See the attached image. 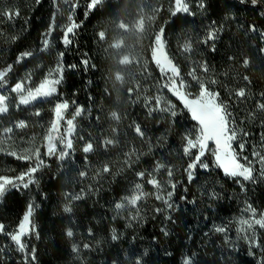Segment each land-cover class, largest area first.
Here are the masks:
<instances>
[{"label": "trees", "instance_id": "16d2710c", "mask_svg": "<svg viewBox=\"0 0 264 264\" xmlns=\"http://www.w3.org/2000/svg\"><path fill=\"white\" fill-rule=\"evenodd\" d=\"M88 2L77 0L79 7L73 12L63 0H56V5L53 0H0V13L19 12L11 21L0 14V69L13 65L8 87L29 77V86L35 87L55 73L58 64L63 66L56 95L31 106L13 104L0 115V139L8 127L17 132V141L44 138L55 103L66 100L69 108L61 123L63 134L66 120L77 107L83 109L74 120V147L67 150L68 157L61 161L56 155H45L46 149L41 148L45 166L34 174L37 183L27 189L12 188L3 196L0 264H25V253L16 249L6 233L17 229L29 203L34 207V229L24 243L28 251L35 249L36 260L28 264H135L138 259L142 264H185L186 259L191 264H260L264 229H254L259 247H250L238 229L239 221L247 219L248 205L260 214L264 211V177L254 170V182L238 183L210 161L208 169L197 166L189 181L186 169L195 152L183 153L184 136L195 134L196 122L163 87L166 78L152 60L151 50L155 33L163 27L165 51L192 92L199 90L188 75L195 68L210 90L219 93L249 149L264 153V110L258 107L264 104V0L255 6L250 0H203V8L200 0H186L191 14L176 16L170 12L174 0H103L86 15ZM156 8L158 13L153 12ZM69 15L79 27L70 34L72 43L65 46L63 31L70 23ZM140 20L143 33L137 30ZM50 24L54 30L48 37L49 48L40 51ZM212 29L214 40L207 39ZM100 31L105 32V40L99 39ZM14 36L18 37L15 41ZM188 42L191 52L182 51ZM25 51L33 56L17 64ZM124 57L130 62L121 63ZM85 59L87 67L82 64ZM204 64L207 73L201 71ZM240 89L244 97L235 95ZM156 96L175 105L179 114L174 122L166 112L149 113ZM112 112L119 115V121L112 118ZM21 121L27 127H15ZM137 125L143 137L135 132ZM108 140L113 143L105 146ZM89 143L93 148L85 153ZM157 162L166 168L157 170ZM33 165V161L0 153V175L15 177ZM105 165L110 169L107 173L102 171ZM166 169H171V177ZM140 172L143 178L137 175ZM151 178L160 182L162 190L147 182ZM136 184L147 195L138 202L139 216L132 220L135 213L130 208L118 212L115 204L130 197ZM171 184H175L174 191ZM164 187L173 191L171 209L155 198L162 196ZM78 195L81 199H73ZM65 207L71 212H65ZM157 208L161 211L155 212ZM217 228L225 231L217 232ZM69 229L72 237L66 235ZM113 230L116 240L111 238ZM74 245L78 252L73 251Z\"/></svg>", "mask_w": 264, "mask_h": 264}, {"label": "snow or ice", "instance_id": "6c2138e0", "mask_svg": "<svg viewBox=\"0 0 264 264\" xmlns=\"http://www.w3.org/2000/svg\"><path fill=\"white\" fill-rule=\"evenodd\" d=\"M39 3V0H37ZM65 4H69L70 11H75L79 4L77 0H63ZM103 0H89V2L85 6V14L92 10H95L98 5H100ZM243 2H248V0H243ZM252 5H257L260 3V0H250ZM53 4L56 5V0H53ZM199 7L203 8L204 3L203 0H200ZM160 11L159 8L153 9L154 13H158ZM171 15L176 16L178 13H190V8L186 0H174V4L170 9ZM5 16L9 21L13 19V16H18L19 12L16 10L13 12L12 10H6L3 13H0ZM55 18V14L53 15V20ZM155 19V16L152 17ZM70 23L66 26L63 31V39L62 43L65 46H68L72 43L70 39V34H74V30L79 27L78 24L72 22V17L69 15ZM121 28L127 30V26L124 24L119 25ZM54 30V25L50 24L48 31L43 34L44 39L42 40V48L40 51H47L50 45L49 36L51 32ZM137 30L141 33L144 31V24L143 20H140L137 24ZM253 31H255L254 26L252 27ZM216 36L215 29H212L207 34V39L214 40ZM98 37L100 40H105L106 34L104 31H100L98 33ZM164 37V28L161 27L158 32L155 33L153 38V46L151 50V58L159 68L161 74L166 78V83H164L163 87L166 88L169 92L172 93L183 105V108L186 109L190 115L191 119L196 122V130L195 134H185V146L183 148V153L185 155H191V150L196 149L197 152L195 155L191 156V162L187 165V173L188 179L191 181L193 179V172L200 166L204 169H208V163L203 162L202 157H204L206 151H210L212 157L215 161V166L219 169H222L226 176L232 177L237 179V182L240 183L241 181H255L254 170L255 164H259V175L264 177V154L260 151L254 150L252 155L255 158L254 161H250L246 156H240L234 149H233V141L236 140L238 135V129L234 124V120L230 119L231 114L227 110V105L219 99V93L215 91H211L208 87V84L202 80L197 74L196 69L193 68L189 71L188 75L196 82L198 85V92L195 95L188 92L186 89L188 88V84L183 80L180 74L179 67L170 59L165 51V41ZM18 37H12V40L15 41ZM207 43V40L204 41ZM119 46V45H115ZM191 43L188 42L182 46V51L184 52H191ZM214 50V49H213ZM264 51V50H262ZM60 57H63V53L59 54ZM33 56L31 51H25L21 53L17 57L16 63L19 64L23 60L30 58ZM129 58L124 57L121 60V63H128ZM245 65H247L248 61L245 60ZM82 64L87 67L88 60H83ZM72 67H75L74 65ZM13 71V65L9 64L6 67L0 69V88H4L7 86L8 83V75ZM201 71L203 73H207L209 71L206 64L201 66ZM117 80H121L122 77L117 74ZM63 79V66L62 64H58L55 68V76L53 73H49L47 77H45L37 86L35 87H26V85L30 84V77L27 80H20L16 82L10 89L11 92L18 94V104L19 105H29L33 102L38 100H42L45 98L53 97L57 94L58 85L61 83ZM247 79V77H245ZM212 84H215L216 81L212 80ZM129 94H131L132 89L130 88ZM244 89H240L235 93L237 97H244L245 96ZM8 96L5 94H0V113H6L8 111ZM151 104V101H148ZM258 107L264 110V104H259ZM69 108L68 102L61 101L55 103L53 112H54V119L51 121L50 126L47 130V133L44 136L46 148L45 155L53 156L56 155L57 158L61 161L65 160L69 152L68 149H72V140L70 138L71 134L74 131V120L75 117L81 115L83 109L77 107L75 113L71 119L66 120L67 127L64 130V133H61V122L65 121V112ZM152 111L158 112H166L168 115L173 119L179 114L178 110H176L175 105L171 104L170 102H162V98L160 96L155 97V107L149 108V113L151 114ZM39 115V112L36 113ZM111 116L113 119L119 121L120 117L116 112H112ZM17 128H25L27 127L26 123L21 121L15 125ZM3 132L6 135H10L13 132L12 127H8L3 129ZM135 132L143 137L144 133L141 131L139 125L135 126ZM246 135V134H245ZM264 139V136H262ZM214 145V148H209V144ZM113 141L108 140L105 142V146L111 145ZM64 145L63 149H58L57 145ZM240 149L243 150L244 144L241 143L239 145ZM93 148L91 143L87 144L84 147L83 151L85 153L90 152ZM3 149L0 148V151ZM8 155L14 156L20 160L26 161H35L34 165L29 167L26 171L21 172L19 175L15 177H9L7 175H0V198L6 194V192L12 188L17 190L23 188L27 189L30 185L37 183L35 181L34 174L44 165V160L41 158L40 148L36 147L34 149L28 150L25 149L24 154H18L16 151H10L7 153ZM129 157L131 153L128 154ZM241 160L244 163H241ZM131 167V164H128ZM161 168H166V166L162 163L157 162L156 169L159 170ZM104 173L110 171L109 167L105 165L102 169ZM167 175L169 177L172 176L171 169H166ZM81 176L86 175V173L81 172ZM137 175L141 178L144 177V173L140 172ZM150 185H152L155 189L162 190V185L156 178H151L147 181ZM243 188V184H241ZM135 191L130 197H125L121 202L115 204V209L119 212V210L130 208L135 215L131 216L132 220H136L139 216V208L138 202H140L147 193L142 191V185L136 184L134 186ZM171 188L174 191L175 184H171ZM173 191H169L166 197L156 194L155 198L157 200H163L166 204L167 208L171 209L173 205L169 203L171 196L173 195ZM70 195V194H66ZM73 199H81V196H75ZM65 212H71L70 207H65ZM155 212H160L161 209L157 208L154 209ZM246 211L251 213L250 218L248 219H241L239 221L240 227L238 232L243 234V238L248 240L250 247L255 246L259 247L258 242L255 239V232L254 229L256 226L259 228L264 229V213L260 214V218H256V210L252 208L251 205H248ZM34 213V207L32 203H29L27 206V211L24 214L22 220L19 222L17 229L11 233H6L10 240L15 244L16 249L21 252L25 253L24 260L25 264H28V261L31 260L35 262L36 260V253L35 249L28 251L26 244L24 243V237L31 234L34 229V225L32 223L31 217ZM5 231V226L0 224V233ZM217 232H224V228H217ZM251 233V234H250ZM166 234V233H165ZM68 237L73 236V232L69 229L66 232ZM113 240L118 239V236L113 230L112 237ZM84 248H88V244L83 245ZM73 251L78 252L79 249L74 245ZM250 254H254L251 253ZM135 264H142L141 260H137ZM185 264H191L190 259L185 260ZM260 264H264V260L260 261Z\"/></svg>", "mask_w": 264, "mask_h": 264}, {"label": "rangeland", "instance_id": "374dc122", "mask_svg": "<svg viewBox=\"0 0 264 264\" xmlns=\"http://www.w3.org/2000/svg\"><path fill=\"white\" fill-rule=\"evenodd\" d=\"M129 58V57H128ZM53 75L55 76V73H53ZM26 87H29V84L26 85ZM58 87V86H57ZM11 88L8 87V85L4 88H0V94H5L8 96V111H9V108L11 105L13 104H18V94L17 93H13L10 91ZM188 92L192 93V95H195L194 92H192V90L188 87L186 89ZM58 92V91H57ZM56 95V94H55ZM51 98V97H50ZM49 98H45V99H42V100H48ZM219 99L221 100L220 98V95H219ZM39 101V100H38ZM222 101V100H221ZM37 102V101H36ZM61 102V101H60ZM35 102L29 104V105H23V106H31L33 105ZM7 111V112H8ZM6 112V113H7ZM5 113H0V115H4ZM54 114V112H53ZM54 119V118H53ZM62 123V122H61ZM75 133H76V128H75V124H74V131L73 133L71 134L70 138L72 140V145L74 147V143H73V138L75 136ZM17 132H15V130L13 129V132L10 134V135H6L5 137H2L0 139V148H2L3 150L0 151V153L2 154H5V153H8L10 151H16L18 154H24V151L25 149H28V150H31V149H34L36 147H39L40 148V152H41V148L44 147L45 145V141H44V138H36V139H33L31 141H23V140H20V141H17L16 139V136H17ZM243 143L244 144V148L243 150L240 149L239 145ZM248 145V141L245 139H243L239 134L237 135V138L235 141H233V149L240 155V156H246L248 157V159L250 161H254V157L252 155V151L251 149H249V147L247 146ZM72 147V149H73ZM45 148V147H44ZM209 148H214V145L209 144ZM46 149V148H45ZM71 150V149H70ZM192 152H197L196 149H192L191 150ZM262 153V152H261ZM264 154V153H262ZM16 158V157H15ZM202 160L203 162L205 163H208L210 161H214V158L212 157L211 155V152L210 151H206L204 157H202ZM243 161V160H242ZM33 162L35 163V161L33 160ZM215 162V161H214ZM259 164H255V171L259 174ZM247 182V181H246ZM244 187L247 188L246 184H243ZM170 191V189H166V187H164V191H163V194L162 196L166 197L167 193ZM7 193V192H6ZM2 198H0V202H1ZM169 203H171V200H169ZM262 213H264V211H262ZM256 218H260V213H258V211L256 210ZM251 216V213L247 212V214L244 215L245 218H250Z\"/></svg>", "mask_w": 264, "mask_h": 264}]
</instances>
